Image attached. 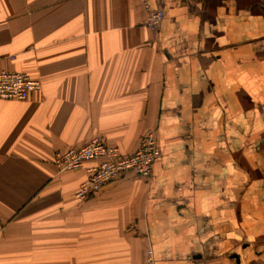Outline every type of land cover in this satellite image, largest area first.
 <instances>
[{"label": "crops", "instance_id": "0c3cea01", "mask_svg": "<svg viewBox=\"0 0 264 264\" xmlns=\"http://www.w3.org/2000/svg\"><path fill=\"white\" fill-rule=\"evenodd\" d=\"M0 0V71L41 86L0 99V264H264V0ZM85 200L99 163L55 152L100 136L134 152Z\"/></svg>", "mask_w": 264, "mask_h": 264}, {"label": "built area", "instance_id": "2783aa9c", "mask_svg": "<svg viewBox=\"0 0 264 264\" xmlns=\"http://www.w3.org/2000/svg\"><path fill=\"white\" fill-rule=\"evenodd\" d=\"M141 1L147 10L145 25L156 30L163 19V12L151 8L147 0ZM40 86L38 79L25 72L0 71V99L26 100ZM160 155L156 131L148 129L141 135L137 149L130 154L121 153L102 137L95 136L80 147L55 152L53 163L59 171H63L81 169L89 160L99 161L88 169V178L79 184L74 193L75 198L82 201L99 192L122 173L131 172L139 177L149 178L153 164ZM145 264H155L150 249Z\"/></svg>", "mask_w": 264, "mask_h": 264}]
</instances>
